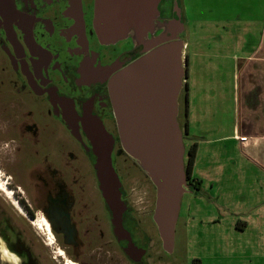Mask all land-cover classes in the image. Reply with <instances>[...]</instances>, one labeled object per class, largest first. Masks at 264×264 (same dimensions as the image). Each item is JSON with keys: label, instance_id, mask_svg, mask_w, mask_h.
<instances>
[{"label": "flooded vegetation", "instance_id": "af4514ba", "mask_svg": "<svg viewBox=\"0 0 264 264\" xmlns=\"http://www.w3.org/2000/svg\"><path fill=\"white\" fill-rule=\"evenodd\" d=\"M95 6L0 0V183L11 193L0 191V233L9 245H23L25 264L28 252L39 264H168L154 221L156 188L123 150L109 88L148 50L130 39L101 44ZM158 9L149 40L178 14L185 24L182 0H161ZM110 144L121 184L116 214L96 168V147ZM192 181L188 195L196 199ZM139 184L147 187L144 199L132 194Z\"/></svg>", "mask_w": 264, "mask_h": 264}, {"label": "water", "instance_id": "95a60500", "mask_svg": "<svg viewBox=\"0 0 264 264\" xmlns=\"http://www.w3.org/2000/svg\"><path fill=\"white\" fill-rule=\"evenodd\" d=\"M161 0H96L94 31L101 44L113 45L132 40L146 46L148 52L110 83L119 138L123 150L147 174L156 188L154 221L163 249L173 254L182 199L191 193L185 172L186 148L178 121L179 96L186 76L184 24L181 15L168 22L164 33L152 40ZM97 171L105 197L114 213L122 204L120 181L111 160V144L96 147ZM8 229L11 220H2ZM19 247L9 245L0 233V264H25ZM20 249V250H18ZM29 264H39L31 258Z\"/></svg>", "mask_w": 264, "mask_h": 264}, {"label": "rangeland", "instance_id": "374dc122", "mask_svg": "<svg viewBox=\"0 0 264 264\" xmlns=\"http://www.w3.org/2000/svg\"><path fill=\"white\" fill-rule=\"evenodd\" d=\"M182 4L185 8V29L182 37L188 45L186 48L188 67L187 64L184 65L185 79L190 83L188 95L195 104L202 96L204 100L207 99L208 88L206 87L210 86L212 90L215 86L218 93L223 94L228 107V103L232 100L234 87V67L231 56L235 52L242 54L245 46L228 45L227 43L232 44L239 38L246 42L247 39L253 41L255 39L258 42L262 40L264 0H182ZM200 42L203 45H200ZM212 93L213 91L208 92L211 98ZM185 95L184 85L179 100L180 116L178 119L182 127L187 120ZM196 106L197 104L193 106L194 110ZM228 108L230 110V106ZM194 130L191 132L192 136H198L199 133ZM214 137L212 136L211 139ZM190 138L192 139L191 136L183 134L186 153L190 146ZM196 140L201 139L196 138ZM225 144L229 146L228 143ZM221 148L220 144L215 150L221 152ZM203 152L210 153L208 155L211 157L212 165H219L222 170L229 169V159L223 160L219 154L213 152V149H210V152L208 150ZM234 154L235 152H232V155ZM234 160L240 161L236 158ZM223 166L226 167L222 168ZM146 191L147 187L139 184L135 185L132 194L134 197L144 199ZM244 191L249 192L250 189L247 188ZM221 192L223 198L224 194L229 197L233 191L222 189ZM201 195L205 196L203 192ZM189 198L191 197L187 194L182 199L174 252L168 255V264H264V237L254 236L253 233H256L254 231L237 232L232 226L235 223L234 215L244 217L242 214L246 212L245 206L241 205V207L237 206L228 210L231 207L227 206V202H225L226 206H223L225 203L221 205L216 197L212 199L213 201L206 197L208 207L198 204L194 197L191 200ZM189 204L193 207V213L186 216ZM203 215L208 218L220 217L222 220L219 224L202 227L199 225V218ZM242 219L245 220V217Z\"/></svg>", "mask_w": 264, "mask_h": 264}, {"label": "crops", "instance_id": "0c3cea01", "mask_svg": "<svg viewBox=\"0 0 264 264\" xmlns=\"http://www.w3.org/2000/svg\"><path fill=\"white\" fill-rule=\"evenodd\" d=\"M240 38L228 45L245 46L243 53H233L231 60L234 67V87L232 100L228 103L215 86H208L206 100L202 96L195 104L188 95L187 136H191L190 145L197 143V154L192 179L199 182L201 191L195 200L203 206L215 197L223 205L227 202L228 210L245 206V217L234 215L232 226L237 232L254 231V236L264 237V36L260 42ZM200 45H203L200 42ZM215 85V83L213 82ZM203 88L202 86H200ZM190 83H187V92ZM200 88V89H201ZM212 98L208 92H212ZM213 99V100H211ZM194 106V107H193ZM227 109V111H225ZM199 134L192 136V130ZM223 133V134H222ZM212 136H215L211 139ZM246 141H240V138ZM196 138L201 140L197 141ZM229 146H225L226 144ZM222 145L221 152L216 148ZM213 149L223 160L229 159V169L223 170L212 165L210 153ZM235 152V156L232 155ZM234 158L240 161L236 162ZM244 161V162H243ZM240 162V164H239ZM245 163V164H244ZM249 188V192L244 190ZM233 191L228 197L221 190ZM214 190V191H212ZM259 190V191H258ZM205 196H202L201 193ZM189 200L192 199L190 196ZM212 204V202H211ZM226 206V203L225 205ZM208 207V205H207ZM226 209V208H225ZM191 204L187 206L186 216L193 213ZM188 212V213H187ZM204 214V213H203ZM221 218L201 216L199 225L207 227L221 222ZM240 224L238 225V222ZM188 229V227H187Z\"/></svg>", "mask_w": 264, "mask_h": 264}, {"label": "trees", "instance_id": "16d2710c", "mask_svg": "<svg viewBox=\"0 0 264 264\" xmlns=\"http://www.w3.org/2000/svg\"><path fill=\"white\" fill-rule=\"evenodd\" d=\"M185 131L186 132L188 131L187 121L185 123ZM197 148H198L197 143H193L192 145H190L187 149V153L185 157V172H186V175L189 181L193 180L192 173H193V168H194V164L196 160ZM192 183L197 191L196 194H199V192L201 191V189L199 188L200 183L195 180H193Z\"/></svg>", "mask_w": 264, "mask_h": 264}, {"label": "bare ground", "instance_id": "6f19581e", "mask_svg": "<svg viewBox=\"0 0 264 264\" xmlns=\"http://www.w3.org/2000/svg\"><path fill=\"white\" fill-rule=\"evenodd\" d=\"M0 191H2L7 196H10V194H11L10 190H8L3 183H0Z\"/></svg>", "mask_w": 264, "mask_h": 264}, {"label": "built area", "instance_id": "2783aa9c", "mask_svg": "<svg viewBox=\"0 0 264 264\" xmlns=\"http://www.w3.org/2000/svg\"><path fill=\"white\" fill-rule=\"evenodd\" d=\"M240 141H246V138H244V137L240 138Z\"/></svg>", "mask_w": 264, "mask_h": 264}]
</instances>
